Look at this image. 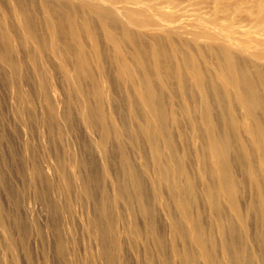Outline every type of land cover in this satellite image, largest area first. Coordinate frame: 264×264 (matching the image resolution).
I'll return each mask as SVG.
<instances>
[{
    "label": "bare ground",
    "instance_id": "obj_1",
    "mask_svg": "<svg viewBox=\"0 0 264 264\" xmlns=\"http://www.w3.org/2000/svg\"><path fill=\"white\" fill-rule=\"evenodd\" d=\"M2 1L3 0H0L1 5L4 4ZM7 1L6 2L10 4V9L12 11L13 16H15V18L18 22V23L16 22L17 23L16 25H19V27H21L24 31V33H23L24 43H30V44L36 43L38 46L41 43L40 42L41 41L40 40V34H42V37L44 35H46L47 38L49 39L48 43H49V46L52 50L50 52L54 56V58H53L54 62L57 63V64H55L56 65L55 67H57L56 73H60V75H62L66 78V79H64V80H66V84H64V85H67V87L72 89V92L74 93V95L77 98L80 99L81 96L86 97L84 102H86V104L88 103L87 106L89 104H92L91 100H93V98H96V99H98V101H96V102H98L100 105V108H99L98 104L97 105L95 104L96 106H98L97 108H99V110L101 108H103L101 106V104H102L101 101L103 102L102 97H104V96H101V94H102L101 92L104 89L109 90L111 88V87L108 88L107 84H109L108 82H110L112 79L110 81H108L109 77L106 78L107 77L106 71L108 69L110 70L112 68V70H110L114 73V75H112V77L115 76V81L120 83L119 86L121 85L120 87L122 88V92L124 90H127V88L130 91H132V93L130 92V94L131 95L133 94V96H132L133 102L132 101L131 102L133 103V106L136 107V110H140L139 112L133 110L135 113V116H133V114H131V112H130V114L134 118L137 117L136 118L137 120L136 119L135 120L139 124V125H137L136 121L133 118L132 121H135L136 125L138 126V127L137 126L136 127L138 129L135 128V125L134 126L132 125L133 128L138 130V131L136 130V132L138 133V136H141L142 139L145 141V143L150 147H147L145 145V143H144V145L147 148H152L156 154H157L156 150H158V148H162L164 150V152H166V154L168 153L167 151H169V150L171 152L173 150H175V151L177 150L175 145L176 144L179 145V143H176V142H178V138H177V141H174V143H176V144H174L173 140H175L176 138L172 139L171 136L172 137H174V136L178 137L179 136L178 131L183 129V128H180L181 127L180 123L183 121H187V120H185V118H186L185 116H187V114H188V113H186L187 110L186 111L183 110L185 113L184 114L185 115L184 120H181V121L179 120L180 122L176 120L175 115H177V116L180 115V114H178V111H181V110L177 111L176 109L178 108L179 105H181V103H182L181 107L184 106L186 108L190 107V105L187 103L193 102L194 105L193 104L192 105L195 107H196L195 104L198 103V105H197L198 108H202L201 111H203V108H205L206 110L209 109L208 108L209 106L204 104V103H207L206 102L207 99L212 98L211 100L213 103L217 101L218 103L220 102L222 105H223L222 102L226 101L227 104L225 103L223 105V106H225V105L227 106V107L225 106L227 108L226 109L227 112L224 110L225 114L223 113L226 117L222 114L225 117V119H224V117H223V119H221V123H223L224 128L227 129V131H226L227 133L225 135L222 132L223 130L222 131L218 130V131H221L222 134L221 133L220 134L223 135V136H219L220 134H218L216 132L217 131L216 129H213L211 131V133H208V135L212 134V132L215 130L214 132L217 133L216 138H213L214 132H213V135H211L212 139L208 138V135H205L209 131V129L211 128L210 126H213L212 125L213 120L216 118L218 119L221 116V115H219V112L222 113L221 108L223 106H221V105H219V106H221V108L219 107L220 111L218 113H217L218 110H216V113L213 114L212 112H210V109H209L208 111L210 112V114L206 110H205L206 113L205 112L203 113L204 116H202V113H201V116L203 118H201V116L197 115L198 117L201 118L200 119L201 121H199V122H195V120L197 119V116L195 113H197V112L194 113L196 116L195 120L193 119L194 116L192 113H190V115L192 114V116L188 115L194 121L189 119V117H188L187 119H189V120L187 121V123L185 124V122H184V124L189 127V128L186 127V128H188L187 131L191 130L193 138L195 137V139L197 140L195 142H197V143L199 142L201 145V147H199L200 149H197V150H196V148H198V147L194 146L195 147L194 150H195L196 155H197L196 156L197 159L195 158L196 163H197V166H195V167H197V168L196 169L194 168L195 171L197 172V173L195 172L197 175L196 177H194L191 174H187L188 170H186L187 172H185V170H183V168H185L187 163H186V165L184 164L185 166L183 165L181 167L182 161H181L180 166H179L180 168L178 167V170L176 171L178 173V178H179L178 184L176 183L177 181L176 182H175V180L172 181L173 175L168 174L169 170L168 171H165V170L162 171L161 170V172H159L158 171L159 169H156V172L158 171V174H159L158 176L157 175L154 176L150 172V170H148L149 168H146V170H148L154 176V178L156 177L157 179H159L158 177L163 176L164 180H162V179L161 180H162V182H164L165 189H167V192L169 191V193L173 194V197H174V194L176 196L175 202L177 205H175V204L174 205H175V207H177V206L179 207L178 209H180V210H179L178 214L181 213V217H179L180 221L178 220L179 221L178 222L177 219L174 220L173 217L177 218L179 215L177 216L175 214L176 215V217H175V215L173 213L172 214L173 217L171 219H172V222L175 221L176 224L179 223V225H178L179 230L176 228V225L175 226L171 225L170 221H169V223H170L169 226L175 227V230L177 229L178 230L177 232L179 233V234H177L173 230L174 233L177 234L176 236L180 235L181 238L187 242V245H189L188 248H190V246H192V249H194L193 250L194 253L196 252L198 254L197 257L195 258L193 252L191 254L189 251V253L186 254L185 253L186 250H185V252H183L181 254V252H182L181 251L179 254L182 255V257H181V255H180V257L182 258L181 260H183L185 264H264V123L262 122L263 120L260 121L261 116L262 117L264 116V0H7ZM35 2H37V3L35 4ZM7 3H6V6H8ZM34 4L37 5L38 10H40L42 20H43V26L44 27L41 28L42 25L39 26V30H36L35 26L33 25L34 22L32 24V16L36 13L40 14V12L39 13L37 12L38 10H36V13H34V11H35L34 10V8H35ZM36 16H34V18H36V19L40 18V15H39V17H36ZM41 24H42V22H41ZM38 25H40V23ZM17 28H18V26H17ZM18 30H19V28H18ZM4 31L6 33H8L7 28ZM0 32H1V30H0ZM10 32H12V31H10ZM11 36H12L11 34L5 36L4 40L1 42L2 47H0V65L1 64L4 65L9 71H11V73L13 75L14 74L16 75L17 73H19V71L21 70L22 67H21V64H20V66H18L16 64L15 60L18 57L19 52L17 49H14V47H13L14 45L10 44ZM11 40H12L11 43H13V41H14L13 36H12ZM25 46H27V45H25ZM35 50L36 51L38 50L37 47L35 48ZM105 50L107 53H104ZM105 56L107 57V60H106ZM28 57H29V61H30L29 65H30L31 72H38L39 76L41 74H43V70H45V68L43 69L42 63L40 62L41 63V66H40L39 65L40 63L38 64V61H37L39 54L37 55V54H35V52H33ZM42 60H43V58H42ZM68 60H71V61L73 60V62L71 63V61H68ZM106 63H108L107 64L108 67L106 66ZM44 65L45 64H43V66ZM52 66L50 67V69L53 68ZM47 70H48V68H47ZM52 70H50L49 76H51V74L53 73V72L51 73ZM109 70H108V72H109ZM54 71H55V69H54ZM47 72H49V71H47ZM95 73L98 75V78H99V76H101V78H103L102 79L103 81L101 83L97 82L98 79L95 80L96 79V77L94 78V76L96 75ZM19 74H20V76L19 75L18 76L21 77V72ZM110 74H111V72H110ZM44 75L47 76V73L45 74V71H44ZM54 77H55V75H54ZM44 78H42V79H44ZM32 80H34V79H32ZM48 80L50 81V83L47 82L48 84L41 81L44 83L41 86L46 87L45 89L47 92L46 91L45 92H46V94L48 93L47 96L50 99L49 102H51V100H52L51 103H53V101H54V103L56 104V106L54 105L55 106L54 108H56L58 106L57 104L59 102L58 98H57L59 96H57V95H58L59 91L62 90L61 89L62 84L57 83V82L51 83L52 82L51 81L52 76H51V80H50V78ZM98 81H100V80H98ZM45 82H46V78H45ZM6 83L7 82H5V84ZM20 83L21 82H19V84ZM114 84H116V83H114ZM114 84H113V86H114ZM31 85H33V84H31ZM113 86H112V88H113ZM124 86L126 87L125 89L123 88ZM116 88H117V86H116ZM43 90H44V88L42 89V91ZM19 91H21V90H19ZM89 91H93V92H89ZM128 91H125V93L126 92L129 93ZM168 91H169V93L172 92V94H170L171 96L169 97L168 100H166L168 96L165 97V95H169V93H167ZM113 92H114V90H113ZM194 92H196L195 97L197 96V94L200 95V97L198 96L200 99L197 97L199 100L196 98L194 99ZM35 93H37V92H35ZM107 93L112 94L110 92H107ZM164 93H166V94L164 95ZM23 94H24V92H23ZM178 94H179V96H178ZM19 95H20V93H19ZM105 95L110 98V95H107L106 92H105ZM66 96H68V95L66 94ZM26 97H27V94H26ZM64 97H62V98H64ZM90 97H91V99H90ZM163 97L165 98L166 102H164L165 100L163 101V99H164ZM174 98L180 99V101H181V103H177L179 100L176 99L177 100L176 103L179 105L177 107H175L176 104L174 103L175 106H173L174 108H176L175 110H176L177 114L174 113L175 111L171 112L172 110L170 108L172 106L169 107V105H173V102H175ZM65 99H61V97H60V101L62 100V102ZM69 99H70V97H69ZM96 99H94L93 101H95ZM105 99H106V97H105ZM119 99H120V97H119ZM125 99H127V98H125ZM125 99H123V100H125ZM213 99H214V101H213ZM82 100H84V98ZM109 100L110 99H108V102H105V103H109V102L112 103V101H109ZM111 100H112V98H111ZM129 100H127V101L125 100L126 102L124 101V103L127 104V106H128L127 102ZM114 101H115V99H114ZM168 101H169V103H168ZM23 102H24V100H23ZM65 102H67V100ZM121 102H120V104H121ZM59 103H61V102H59ZM80 103H83V102H80ZM213 103H212V105H213ZM86 104H85V106H86ZM95 105L93 104V106H95ZM107 105L110 106V104H107ZM214 105L216 106L215 103H214ZM63 106H64V104H63ZM80 106H82V105H80ZM93 106H91L90 111L92 110ZM104 106H106V105H104ZM165 106L167 107V109L169 107L170 111L168 109V112H167ZM205 106H207V107H205ZM110 107H112V105ZM129 107L131 108V104ZM18 108H20V107H18ZM87 108H86L87 110H84V109L83 110L88 112L89 107H87ZM130 108H129V111H131ZM174 108H173V110H174ZM57 109H58V107H57ZM59 109H61V108H59ZM66 109H67V107H66ZM121 109H122V107H121ZM121 109H119V110H121ZM132 109H134V108L132 107ZM182 109H183V107H182ZM216 109H218V106ZM29 110H31V109H29ZM97 110L95 111L93 108V111L99 112V110L98 111ZM236 110L241 112V114L237 113L238 111L236 112V114L240 115L238 117V119L235 115ZM100 111H102V113H104L103 110H100ZM104 111H106V109ZM133 111H132V113H133ZM183 111H181V112H183ZM189 111H192V110L189 109ZM196 111H198V110H196ZM108 112H109V110H108ZM136 112H138V113H136ZM102 113H100V115L95 114V116L94 115H92V116L96 117V115H99V117L98 116L97 117L100 118L101 115H104V117L105 116L107 117L108 113L106 115H105V113L104 114H102ZM211 113L213 115L216 114L214 117H216L217 114L219 117H216V118L212 117V119H210ZM90 114H92V111L88 115H90ZM127 114H129V113H127ZM130 114H129V117H130ZM181 114H183V113H181ZM20 115H21V113H20ZM90 116H88V118H91ZM118 116H120V115H118ZM181 116L183 117V115H180V117ZM104 117H103V119H104ZM113 117L115 118V116H113ZM18 118H20V117H18ZM28 118H29V116H28ZM88 118L85 120H87L90 123V120ZM60 119L62 120V118H60ZM79 119H80V116H79ZM91 119H95V118H91ZM217 119H216V122H217ZM96 120H97V118H96ZM96 120L92 122L93 127H95L94 125L96 123ZM105 120L108 121L109 117H108V119L106 118ZM219 120L220 119H218V123H219ZM222 120H225V121L222 122ZM65 121H66V119L64 118L63 122H65ZM101 121H103V120H101ZM101 121L99 123H101ZM16 122H18V121H16ZM119 122H120V120H119ZM121 122H122V120H121ZM80 123H81V119H80ZM218 123H216L217 125L215 126V127L218 126L217 129L220 128L221 126H223V125H221L219 127ZM104 124L105 123H103L102 125H104ZM131 124H133V123L131 122ZM87 125H90V124H86V127H88ZM99 125L101 126V124H99ZM115 125H118V124H115ZM115 125H114V127H119V126H115ZM185 125H183V127ZM81 126H83V121H82ZM100 126H98V127H99V130L101 132ZM93 127L91 129H93ZM121 127H122V129L125 128V126L123 128V125ZM208 127H209V129H208ZM109 128H110V126H109ZM126 128L129 129V130L128 129L126 130V131H128L129 134H131L129 132L130 129H132V131H131L132 133H133V130L135 131V129H133L131 126H130V128L129 127H126ZM186 128H184V129H186ZM221 128L223 129V127H221ZM83 129H84V127H83ZM88 129L89 128L85 129V131ZM117 130L119 131V129H116V131ZM93 131L96 132V130H93ZM120 131H121V133L123 132V130H121V129H120ZM224 131H225V129H224ZM74 132L76 133L75 130H74ZM89 132H91V131H89ZM89 132H85V133L88 134ZM97 132L99 133V131H97ZM181 132L184 133L185 130H183ZM105 133H107L106 138H109L108 140H110V137H108V135H110L109 131L107 132L105 130ZM123 133L120 134V132H119V135H121L120 138L124 137ZM126 133H124V135ZM128 133L126 135V138L129 135ZM191 133L189 134V136L191 135ZM78 134L80 135V133H78ZM136 134H134V135H136ZM134 135H133V137H134ZM184 135L186 136L187 134L184 133ZM16 136H17V134H16ZM192 136H191V139H193ZM72 137H74V136H72ZM117 137H118V132H117ZM130 137H132V136L130 135ZM135 137H137V136H135ZM181 137H182V135H181ZM40 138H42V136ZM74 138H76V137H74ZM106 138L104 136L102 139H106ZM132 138H130L129 141ZM139 139H141V138H139ZM92 140H94V139H92ZM135 140H133L134 144L132 145L133 147L135 146L134 150L137 149L138 147H139V149H141L140 145H143V141L142 140H141L142 142L137 141V143L138 142L141 143L138 146V144L136 143ZM193 140H191V141H193ZM204 140H206V141H204ZM49 141H50V139H49ZM159 141L163 142V143L160 142L162 147H159V144H160ZM184 141H185V139H184ZM32 142H33V140H32ZM110 142H111V140H110ZM110 142H108V145ZM180 142H182L181 143V145H182L183 139ZM189 142L188 143L184 142V143L190 144L191 142L190 143ZM82 143H83V141H82ZM104 143L106 144V142H104ZM135 143L138 146L137 148H136ZM38 145H40V144H38ZM164 145H165L166 149H169V150L166 151L165 148L163 147ZM195 145L198 146V144H195ZM126 146H128V145H126ZM145 146H144V148H145ZM174 146H175V148H174ZM184 146H185V144H184ZM187 146L188 145H186V147ZM76 148H78V146ZM144 148H143V151H144ZM178 149H179V146H178ZM180 149H181V147H180ZM182 149H183V147H182ZM184 149L186 150V148H184ZM99 150H100V148H99ZM146 150L149 153L148 149H146ZM185 150L182 152H184L183 154H185V156H186ZM187 150H188V148H187ZM97 151H98V149H97ZM121 151H123V149ZM139 151H141V150H139ZM175 151H173L174 155L176 152H179V151L181 152V150L176 151V152ZM189 151H191V150H189ZM76 152H77V150H76ZM144 152H142V153L144 154ZM154 152L152 153L153 155H154ZM159 152L160 151L158 150V153ZM193 152H192V154L194 155ZM162 153L163 152L161 151V153H160L161 156H159L157 154L159 156V158L163 157L165 155V153H163V154ZM136 154H138V153H136ZM143 154H142L143 158H142V160H140L141 163L143 162V159L145 160L144 156H145L146 152H145L144 156H143ZM152 154H149V155H152ZM177 154H179V153H177ZM192 154H190V155H192ZM139 155H141V154H138L137 157H139ZM170 155H171V153H170ZM112 156H114V154ZM175 156H173V157H175ZM123 157L125 158V156H123ZM145 157H147V156H145ZM181 157L183 158V155ZM191 157H190V159H191ZM147 158L150 159V157H147ZM166 158L168 159V157L162 158L163 159L162 163H164V161L167 160ZM175 158L177 161V157H175ZM187 158L189 160L188 156L185 158V160ZM125 159H127V158H125ZM131 159H133V158L131 157ZM137 159H139V158H136V160ZM155 159L153 162H155L156 160L158 161V158L156 160ZM160 159H159V161H160ZM170 159H171V156H170ZM112 160H114V159H112ZM112 160H111V162H112ZM193 160H194V158H193ZM100 161H102V160L100 159ZM123 161H122V163H124ZM176 161H175V163H176ZM194 161H190L191 164ZM137 162L138 161H136V163ZM148 162H149L148 164L150 167L153 163L151 164L150 161H148ZM102 163H103V161H102ZM107 163H106V165H107ZM117 163H118V161H117ZM130 163L128 162V164L127 163H125V164L129 165ZM168 163H170V162H168ZM196 163L195 164L193 163V164L196 165ZM125 164H124V166H126ZM145 164H146V162L144 163V165L141 164L142 167L143 166L146 167ZM157 164H159V163H156V165ZM133 165H134V162L131 166H133ZM136 165H138V163ZM154 165H155V163H154ZM161 165H160V167L164 166L163 168L165 169L166 165L165 164H163V166H161ZM169 165H171V164H169ZM194 165H192V166L194 167ZM71 166L74 167L73 165H71ZM118 166H120V165L118 164ZM100 167H101V165H100ZM127 167H128L127 169H130L129 166H127ZM155 168H157V167L153 166V170H155ZM171 168L174 169L175 167L174 168L171 167ZM186 168H188V167H186ZM71 169H70V172H72ZM142 169L144 170V168H142ZM175 169H177V167ZM191 169H193V168H191ZM59 170L61 171V169H59ZM134 170H136V169H134ZM134 170H132V171H134ZM146 170H144V171H146ZM151 170H152V168H151ZM129 171H131V170H129ZM144 171H143V173H145V174L148 172V171L147 172H144ZM191 171H193V170H191ZM124 172H126V171H124ZM124 172L122 171V174H126ZM73 173H75V172H73ZM44 174H46V173H44ZM109 174H111V173L109 172ZM129 174H131V173L128 172L127 175H129ZM145 174H142V175L140 174L143 177V179L145 177L149 176V173H147L148 176H147V174L146 175ZM192 174H194V173L192 172ZM107 175H108V173H107ZM112 175H114V174H112ZM117 175H119V174H117ZM132 175H130V176H132ZM135 175H138V174L136 173ZM143 175H145V177ZM152 175H150V176H152ZM189 175H190V177L192 176L191 178L194 177L195 179L194 178L192 180L189 179L190 178V177H188ZM73 176H74V174H73ZM169 176L171 177L170 178L171 180L169 179ZM117 177H119V176H117ZM135 177L136 176H134V178ZM138 177L139 176H137V179L139 180L140 178H138ZM134 178H133V181H134ZM74 179H75V177H74ZM122 179H123V182L128 180V179L126 180V179L121 177V180H118V181H122ZM148 179H150V177H148ZM103 180L104 179H102V185H103V182L105 181V180L104 181ZM115 180H117V178ZM176 180H177V178H176ZM139 181H137V182H139ZM155 181L152 183L155 184ZM171 181L175 182V183H172ZM28 182H29V180H28ZM135 182H134V185L136 187ZM143 182L144 181L142 180V183ZM149 182L151 183V180ZM145 183H144V185H145ZM152 183H151V186L155 187V185H153ZM125 184H126V187H128L127 186L128 183H125ZM113 185H114V183H113ZM118 185H117V187H118ZM129 185H130V182H129ZM139 185L137 188H139ZM147 185H148V180H147ZM158 185L160 186V184H158ZM158 185H157V188L159 189ZM104 186H102V187H104ZM108 186L110 187V185H108ZM151 186L149 185L148 188H151ZM122 187L123 186H120L119 189L121 190ZM131 187H130V191L132 189ZM145 187L147 188V186H145ZM154 187H153V189H154ZM161 187H160V190H161ZM197 187H198V189H199V187H201V188L203 187V189H204V190L201 189L204 192V195L201 194V196H205L207 208H206V211L204 210V212H206V214L208 212L209 214H207V215H209V216L206 215L207 216L206 220L203 218L204 219L203 221L204 222L206 221V225H207L208 224L207 223L208 217H211L210 218L211 219L210 225L208 224V227H206L204 225L205 228H209V226L211 227V229H212L211 233H210L211 230L208 232V229H206L207 230V232H206L205 228L202 227V225H201L202 224L201 223L202 217L199 218L200 215H198L199 217L196 215V217L194 218L193 216H195V215L192 213L193 211L191 212L192 205H194L193 207L196 209L198 207L197 206L198 204L196 202L197 198H194L196 201H191L192 195H193V197L194 196L199 197V196L194 195V191L197 190L196 189ZM142 188H143V186L140 187L139 190ZM157 188L155 187L156 190H157ZM49 189H51V188H49ZM153 189H151V190H153ZM58 190H60V189H58ZM115 190L116 189L114 188V191ZM142 190H143V192H145V189H142ZM142 190H140V191H142ZM62 191L63 190H61V192ZM104 191H103V194H104ZM114 191L110 190L111 193H113ZM136 191H138V190H136ZM140 191H138L139 193L138 192H136V193L138 195L141 193L143 194V192L140 193ZM66 192H68V191H66ZM86 192H88V191H86ZM116 192L119 193L118 191H116ZM133 192H135V188H134ZM151 192H153V191H151ZM41 193H42V191H41ZM128 193H126V194H128ZM136 193H134V194H136ZM155 193H154V195H157V192H155ZM201 193H202V191H201ZM120 194L123 195L124 193L120 192ZM129 194L132 195L133 193L131 192ZM163 194H164V192H163ZM163 194H162V196H163ZM117 195H119V194H116V196ZM146 195H148V194H146ZM140 196H142V195H140ZM113 197H115V196H113ZM119 197H120V195H119ZM119 197L117 198L116 201L119 200ZM123 197H125V199H126V196L123 195ZM154 197L156 198V196H154ZM169 197H172V196H169ZM122 198H121V201H122ZM128 198H127V201H128ZM135 198H136V195H135ZM142 198H146V197L142 196ZM153 198H152V200H153ZM159 198H161L159 200H162V198H164V196L163 197L159 196ZM87 199H89L88 196H87ZM104 199H105V197H104ZM172 199H174V198H172ZM199 199L203 200L204 197L203 198L199 197L198 200ZM141 200H143V199H140V201ZM201 200H199V203L203 202ZM111 201L114 202L115 199H114V201L111 199ZM124 201L125 200H123V202ZM135 201L136 202H134V201L133 202L135 204H137V202H138V205H136L137 206L136 208L139 209V205H140L139 204V198H138V201L137 200H135ZM143 201H145V200H143ZM143 201H141V204ZM146 201H147V199H146ZM154 201L156 202V199L153 200V203H154ZM120 202L118 201V203H120ZM131 202L132 201H130V203ZM165 202H168V201H164V203ZM144 203L145 202H143V205H144ZM170 203H172V202H170ZM170 203L168 205H170ZM203 203H204L203 205H205V202H203ZM148 204H149V202H148ZM156 204H158V203H156ZM42 205H43V203H42ZM78 205H80V204H78ZM99 205H100V203H99ZM106 205H107V203H106ZM120 205H122V202ZM145 205H147V204H145ZM203 205H200V206H203ZM109 206L111 207L112 205H109ZM116 206H119V204L118 205L116 204L114 207H116ZM148 206H145V207L148 208ZM161 206H163V205L161 204ZM170 206H172V205H170ZM170 206H169V208H170ZM99 207L101 209V206H99ZM103 207H104V205L102 206V210H105V209H103ZM107 207H108V205H107ZM107 207L105 206V208H107ZM159 207H160V205H159ZM175 207H172V208H175ZM199 207H198V209H199ZM79 208L80 207H78L77 209H79ZM81 208H82V206H81ZM123 208H124V206H123ZM164 208H166V207H164ZM164 208H162V209H164ZM138 209H137V211H138ZM141 209H139V211H141ZM144 209L142 210V211H144L143 213L149 212L148 209H145L146 211ZM201 209H202V207H201ZM118 210H120V209H118ZM166 210H164L166 212V214L168 211L173 212L172 211L173 209L168 210V207L166 208ZM79 211H80V209H79ZM108 211H111V210H108ZM125 211H124V213L126 214L127 212H125ZM151 211H152V209H151ZM176 211H177V209H176ZM176 211L174 210L175 213H176ZM100 212L103 213L105 211H100ZM149 213H151V212H149ZM139 214L140 213H136L137 217ZM169 214H171V213L169 212ZM199 214H200V212H199ZM104 215L105 214H103V217H104ZM108 215H110V214H108ZM127 215H128V213H127ZM129 215H130V213H129ZM151 215H153V214L151 213ZM110 216H112V215H110ZM201 216H202V214H201ZM106 217H109V216H106ZM129 217L131 218V216H129ZM86 218H89V217H86ZM96 218L97 217L95 216V219ZM110 218H112V217H110ZM117 218H119V217H117ZM130 218H128V219L131 221ZM132 218H134V216ZM149 218H151V217H149ZM92 219H94V218L92 217ZM96 220H93V221H96ZM106 220L107 219L105 218V220H104L105 223L107 222ZM108 220H109V218H108ZM141 220H143V219L141 218ZM5 221H7V220H5ZM86 221H88V220H86ZM208 221H210V220H208ZM99 222H100V220H99ZM110 222H111V220H110ZM110 222H108V224ZM113 222H116V221H113ZM127 222H129V221H127ZM144 222H145V220H144ZM152 222L150 221V223H152ZM175 222H174V224H175ZM119 223H117V224H119ZM124 223H125V221H124ZM130 223H129V225L132 224V223L131 224ZM89 224H92V223H89ZM133 224H136V223L133 222ZM137 225H138V223H137ZM137 225H134V226H136V228H137ZM3 226H4V224H3ZM5 226H7V225H5ZM96 226L97 225H95L94 227L92 226V227L95 229ZM110 226H111V224H110ZM113 226H114V224H113ZM145 226H146V224H145ZM158 226H159V224H158ZM85 227H86V225H85ZM102 227H103V224H102ZM108 227L106 226V228H108ZM151 227L153 228L154 226L151 225ZM98 228H99V226H98ZM98 228H96V229H98ZM114 228H115V226H114ZM134 228H132V229L134 230ZM139 228L140 227H138V229ZM146 228L149 229L150 227H146ZM88 229H90V226ZM108 229L111 230V228H108ZM132 229L131 230L129 229V231H131L132 234H134ZM90 230L93 231V229H90ZM137 230H136V232H137ZM141 230L138 233H140L142 235L145 232H144V230H142L143 233H141ZM149 230H148V232H150ZM152 230L154 232V228ZM106 231H109V230H106ZM113 231H112V233H114ZM129 231H127V233ZM254 231H255V233H254ZM96 232H97V230H96ZM98 232L100 233L99 230H98ZM102 232H104V231H101L100 234L103 236L104 233H102ZM109 232L111 233V231H109ZM148 232H147V234H149V236H150V233H148ZM153 232L151 231V233H153ZM87 233H89V232H87ZM94 233H95V231L91 234L96 235V238H97V236H99V235L94 234ZM168 233H170V232H168ZM168 233H167V235H168ZM68 234H70V233H68ZM107 234L109 235V233H107ZM114 234L118 235L117 233H114ZM114 234H112V235H114ZM119 234L122 235L124 233L119 232ZM128 234L126 236H128ZM132 234L130 236H132ZM140 234H138V236ZM171 235H173L172 232H171ZM100 236H99V238H100ZM104 236H107V235L105 234ZM120 236L118 235L117 237H120ZM130 236L128 238L132 239L133 236L132 237H130ZM134 236H136V235L134 234ZM149 236L143 238V240H145L146 238L149 239ZM154 236L157 237V235H154ZM122 237H123V235H122ZM153 237H150V238L152 239ZM158 237L157 238L154 237V238L157 240ZM252 237H254L253 239H255V240H253V241H255V245L257 244V246H255V245H253V246H255V249L258 250L259 253L256 252L255 249H253V250L251 249V245L253 243V241L251 239ZM17 238H19V237H17ZM170 238L172 239L171 236H170ZM173 238H175V237H173ZM92 239L94 240V237ZM114 239H116V238H114ZM126 239H127V237H126ZM151 239H149V240H151ZM166 239H167V236H166ZM180 239L175 238L176 241L180 240ZM100 240L101 239H99L98 241H100ZM127 240H129V239H127ZM136 240H138V238ZM158 240H157V242L160 246V243ZM175 240H174V242H175ZM96 241H95V243H96ZM103 241L104 240H102V242ZM111 241L115 242V240L113 241V239ZM116 241H118V240H116ZM142 241H139V243L141 242V244H142ZM185 241L183 244L186 243ZM145 242L143 241V243H145ZM171 242H172V240H171ZM174 242H173V245H174ZM180 242L182 243L183 241H180ZM97 243H100V242H97ZM119 243L117 245H119ZM121 243H123V242H121ZM175 243L179 245V243H177V242H175ZM97 245H99V244H97ZM97 245H95V246H97ZM102 245H104V244H102ZM102 245L100 243V246H102ZM146 245H147V242H146ZM146 245H145V247H146ZM155 245L157 248L158 247L157 243ZM19 246H21V244ZM113 246H112V248L115 249V247H113ZM120 246H118V247H120ZM147 246H149V245H147ZM171 246L172 245L170 244V246L167 248L171 249ZM256 247L259 249H257ZM148 248L151 251L150 247H148ZM172 248H174L173 250H175L178 247L176 246V248H175L174 246H172ZM2 249H3V247H2ZM96 249H98V248H96ZM108 249H109V247H108ZM119 249L120 248H118V249L116 248V250H119ZM157 249L159 250V247ZM183 249L184 248H182V250ZM192 249H191V251H192ZM103 250H104V247H103ZM133 250H134V248H133ZM154 250H155V248L153 249V252H154ZM161 250H162V248H161ZM108 251H111V250L109 249ZM112 251H113L112 254L115 253L114 250H112ZM0 252H1V250H0ZM103 252H101V253H103ZM119 252H120V250H119ZM119 252H118V254H121V257H122V252L121 253H119ZM161 252H163V251H161ZM174 252L175 251H173L171 253H174ZM108 253H110V252H108ZM157 254H158V251H157ZM104 255H103V257H104ZM160 255H156V256H160ZM173 255H175V254H173ZM3 256H4V254H3ZM93 256L95 257V255H93ZM105 256H107V254ZM112 256L113 255H111V257ZM138 256H139V254H138ZM109 257H110V255H109ZM114 257H116V255ZM171 257H172V255H171ZM176 257L177 256L175 255V258ZM162 258H164V257H162ZM117 259H115V260H117ZM143 259H145V258H143ZM158 259H160V258L158 257ZM105 260L107 263V261H108L107 257L105 258ZM119 261H121V259ZM115 262L112 264H117V261H115ZM176 262H177V260H176ZM169 263H170V261H169ZM179 263H180V261L177 262V264H179ZM108 264H109V261H108ZM159 264H164V263H159Z\"/></svg>",
    "mask_w": 264,
    "mask_h": 264
},
{
    "label": "rangeland",
    "instance_id": "obj_2",
    "mask_svg": "<svg viewBox=\"0 0 264 264\" xmlns=\"http://www.w3.org/2000/svg\"><path fill=\"white\" fill-rule=\"evenodd\" d=\"M7 0H3L2 2L4 3L3 5H1L0 4V30H1V32H0V47H2L1 46V42L4 40V38H5V36H7V35H12L13 36V39H14V41H13V43H11V39H12V36H11V38H10V44L11 45H14L13 47H14V49H17L18 50V52H19V55H18V57L16 58V64L18 65V66H20V64H21V70L19 71V73L21 72V77H19L20 76V74L19 73H17L16 75L14 74H12L11 73V71H9L4 65H0V250H1V252H0V264H108V261H109V264H112V263H114L115 261H117V264L119 263V264H159V263H164V264H177V262L178 261H180V263L181 264H185L184 263V261L183 260H181L182 258V253L183 252H185V250H186V254L187 253H189V251H190V253L192 254V252L194 253V249H192V246H190V248H188L189 247V245H187V242L184 240V239H182L181 238V236L180 235H178V236H176L177 234H179L177 231L179 230L178 228V225H179V223H177L176 224V222L174 221V220H176L177 219V221L179 220L180 221V218L179 217H181V213L180 214H178L179 213V210L180 209H178L179 207L177 206V207H175V205H177L176 204V202H175V199H176V196H175V194H174V197H173V194H171V193H169V191L167 192V189H165V186H164V182H162V180H164L163 178V176H160V177H158L159 179H157L156 177L154 178V176H158L159 174H158V171L159 172H161V170L163 171V170H165V171H168L169 173L168 174H171V175H173V178H172V181H174L175 180V182L178 184V173L176 172L177 170H178V167L180 166V163H181V161H182V165H181V167L185 164L186 165V163H187V165L185 166V168H183V170H185V172H187L186 170H188V172H187V174H191V175H193L194 177H196L197 175H196V171H195V169L197 168V167H195V166H197V163H196V159H197V155H196V152H195V147H198V148H196V150L197 149H200L199 147H201V145H200V143L198 142H195V141H197L196 139H195V137L193 138V136H192V133H191V130H189V131H187L188 130V126H186L185 124L187 123V121L189 120V119H191V117L190 116H192V114H193V116H194V120L196 119V116L197 115H199V116H201V113H202V116H204V112L206 113V111H208L209 109H210V112H212L213 114L214 113H216V110H218L217 111V113L220 111V108H221V106H223L225 103H226V101L225 102H222L223 103V105L219 102H214L215 104H216V106L214 105V103L212 102V98L211 99H207V103H204V104H206L207 106H209L207 109L208 110H206L205 108H203V111H201L202 110V108H198V103L197 104H195L196 105V107L195 106H193L194 104H193V102H191V103H187V104H189L190 105V107L189 108H186V107H184V106H182L183 107V109H182V107H181V105H182V103H181V101H180V99H177V98H174L175 99V102H173V105H169V107L170 106H172L170 109L172 110L171 112H174V113H176L177 114V112H176V110L178 111V110H181V111H186L187 110V112L186 113H188L187 114V116H185L184 114V111L183 112H181V111H178V114H180V115H183V117L181 116L180 117V115H175V118H176V120L177 121H181V120H184V118H185V120H187V121H183V122H181L183 125H185L184 127H183V125L180 123V128H183L182 130H180V131H178V134H179V136L178 137H176V136H174V137H172L171 136V138L172 139H175V140H173V143H174V141H177V138H178V142H176V143H179V145L178 144H176V143H174V144H176L175 146H176V151H179V150H181V152L182 151H184L185 149L184 148H186V156H185V154H183L184 152H176L175 150H173V151H175L176 153H175V155H174V153H173V151L171 152L169 149H166V147H165V145L163 146L164 148H165V150L167 151V150H169V151H167L168 153L166 154V152H164V150L162 149V148H158V150L160 151L159 153H158V150H156V152H157V154L159 155V156H161V151L163 152V153H165V155L163 156V157H160L159 158V156L153 151V149L152 148H147V147H150V146H148L146 143H145V141L142 139V137L141 136H138V133L136 132V130L138 129L137 127V125H139L138 123H137V117L136 118H134L133 116H135V113H134V111L133 110H135V111H140V110H136V107L135 106H133V100H132V96H133V94L131 95L130 94V92L132 93V91H130L128 88H127V90H124L126 87L124 86L123 88V92H122V88L119 86V84L120 83H118V82H116L115 81V76H113L112 77V75H114V73L112 72V71H110V70H112V68L109 70L107 67V64L108 63H106V68L109 70V72H108V70L106 71V78H108V81H110L111 79V81L110 82H108L109 84H107V86H108V88H110L108 91L107 90H103L101 93V96H104V97H102L103 98V102L101 101V106L103 107V108H101L100 110H103V112L105 113V115L108 113H110L109 115L107 114V117L105 116L104 117V115H101L100 116V118H98L99 117V115H100V113H102V111H100L99 110V108H100V105H99V103L98 102H96V101H98V99H96V98H93V100L94 99H96L95 101H93V100H91L92 101V104H89L88 106H87V104H86V102H84L85 101V99H86V97H80V99L79 98H77L75 95H74V93L72 92V89H70L69 87H67V85H64V84H66V80H64V79H66L64 76H62V75H60V73H56L57 72V67H55L56 65L55 64H57L56 62H54V56L52 55V53L50 52V51H52L51 50V48H50V46H49V39L47 38V36L46 35H44L43 37H42V34H40V44L37 46V44L36 43H34V44H30V43H24V41H23V33H24V31H23V29L21 28V27H19V25H16L18 22H17V20H16V18H15V16H13V14H12V11H11V9H10V4L9 3H7L6 2ZM6 3H7V5L8 6H6ZM37 2H35V4H36ZM34 4V5H35ZM35 8H34V13H36V10H38V7H37V5H35L34 6ZM9 8V9H8ZM38 13L40 12V10H38L37 11ZM6 15V16H5ZM37 15V16H36ZM39 15H40V18H34V16H36V17H39ZM4 20V21H3ZM37 20V21H36ZM17 22V23H16ZM33 22H34V24H33ZM40 23V25H38L39 23ZM41 22H42V24H41ZM6 23V24H5ZM32 24L35 26V28H36V30H39V26H41V28L42 27H44L43 26V20H42V16H41V12H40V14H34L33 16H32ZM2 25V26H1ZM38 25V26H37ZM17 26H18V28H19V30H18V28H17ZM7 28L8 29V33H6L4 30ZM10 31H12V32H10ZM5 33V34H4ZM10 33V34H9ZM13 33V34H12ZM16 34V35H15ZM2 35V36H1ZM5 35V36H4ZM43 39V40H42ZM25 45H27V46H25ZM36 45V46H35ZM27 47V48H26ZM37 47V51L35 50V48ZM25 48V49H24ZM49 48V49H48ZM27 50V51H26ZM33 50V51H32ZM33 52H35V54H39V57H38V64L41 62L42 63V67H43V69L45 68V70H43V74H41L40 76H39V74H38V72H31V70H30V61H29V57L28 56H30L31 54ZM37 52V53H36ZM104 53H107L106 52V50L104 51ZM46 54V55H45ZM26 57V58H25ZM41 57V58H40ZM106 57V56H105ZM24 58V59H23ZM42 58H43V60H42ZM40 60V61H39ZM106 60H107V57H106ZM68 61H71V60H68ZM73 62V60L71 61V63ZM41 63L39 64L40 66H41ZM43 64H45L44 66H43ZM47 65V66H46ZM53 65V66H52ZM4 66V67H3ZM53 67V68H51L50 69V67ZM47 68H48V70H47ZM53 69V70H52ZM54 69H55V71H54ZM50 70H52L51 71V76H52V80H51V76H49L50 75ZM44 71H45V74L47 73V76L46 75H44ZM47 71H49V72H47ZM110 72H111V74H110ZM35 73V74H34ZM49 73V74H48ZM96 74V73H95ZM19 75V76H18ZM36 75V76H35ZM43 75V76H42ZM54 75H55V77H54ZM59 75V76H58ZM97 75V74H96ZM94 76V78L96 77V79L95 80H100V81H98L97 80V82H99V83H101L103 80V78H101V76H99V78H98V75L97 76ZM49 76V77H48ZM19 77V78H18ZM32 77V78H31ZM46 78V82H45V78ZM22 80H21V79ZM42 78H44V79H42ZM50 78V80L52 81L51 83H55V82H57V83H60V84H62V90H60L59 91V93H58V95L57 96H59V97H57L58 98V101L59 102H61V103H59L58 102V109H57V107L56 108H54L55 106H56V104L54 103V101H53V103H51L52 102V100H51V102H49L50 101V99H49V97L47 96L48 95V93L46 94V87H43V86H41V85H43L44 83H50V81L48 80ZM58 78V79H57ZM62 78V79H61ZM32 79H34V80H32ZM32 80V81H31ZM62 80V81H61ZM21 82L20 84H19V82ZM41 81H43V82H41ZM114 81V82H113ZM5 82H7L6 84H5ZM47 83V84H48ZM114 83H116V84H114ZM31 84H33V85H31ZM37 84V85H36ZM113 84H114V86H113ZM34 86V87H33ZM112 86H113V88H112ZM116 86H117V88H116ZM120 88H119V87ZM123 86V85H122ZM23 88V89H22ZM31 88V89H30ZM34 88V89H33ZM37 88V89H36ZM44 88V90L42 91V89ZM66 88V89H65ZM70 90H69V89ZM19 90H21V91H19ZM113 90H114V92H113ZM129 90V91H128ZM46 91V92H45ZM71 93H70V92ZM121 91V92H120ZM125 91H128L129 93H125ZM17 92V93H16ZM23 92H24V94H23ZM35 92H37V93H35ZM45 94H44V93ZM89 92H93V91H89ZM105 92H106V94L107 95H110V98L109 97H107L106 95H105ZM107 92H110V93H112V94H109V93H107ZM120 92V93H119ZM19 93H20V95H19ZM167 93H169V91L167 92ZM196 92H194V99L196 98V99H198L199 97H200V95H198L197 94V96L195 97V94ZM26 94H27V97H26ZM66 94L68 95V96H66ZM72 94V95H71ZM89 94V93H88ZM131 96H130V95ZM166 93H164V95H165ZM170 94H172V92H170L169 93V95H165V97L166 96H168L167 97V99L166 100H168L169 99V97L171 96ZM177 94V93H176ZM175 94V95H176ZM35 95V96H34ZM62 95V96H61ZM70 95V96H69ZM91 95V94H90ZM89 95V96H90ZM163 95V96H164ZM19 96V97H18ZM30 96V97H29ZM65 96V97H64ZM113 96V97H112ZM178 96H179V94H178ZM199 96V97H198ZM48 99H47V98ZM60 97H61V99H65V100H63V102H62V100L60 101ZM62 97H64V98H62ZM69 97H70V99H69ZM105 97H106V99H105ZM115 97V98H114ZM119 97H120V99H119ZM127 98V99H125V98ZM198 97V98H197ZM14 98V99H13ZM20 98V99H19ZM23 98V99H22ZM35 98V99H34ZM84 98V100H82ZM111 98H112V100H111ZM118 98V99H117ZM164 98V97H163ZM179 98V97H178ZM69 99V100H68ZM90 99H91V97H90ZM108 99H110L109 101H112V103L111 102H109V103H105V102H108ZM114 99H115V101H114ZM117 99V100H116ZM122 99V100H121ZM123 99H125L126 101L127 100H129L127 103H128V106H127V104H125L124 103V101L125 100H123ZM179 100L178 102H177V100ZM200 99V98H199ZM198 99V100H199ZM23 100H24V102L26 103H24L23 102ZM67 100V102L69 103H67V102H65ZM79 100V101H78ZM165 100V98L163 99V101ZM166 100L164 101V102H166ZM13 101V102H12ZM90 101V102H91ZM118 103H117V102ZM122 101V102H121ZM125 101V102H126ZM132 101V102H131ZM174 101V100H173ZM213 101H214V99H213ZM48 102V103H47ZM80 102H83V103H80ZM120 102H121V104H120ZM181 103V105H179V104H177V103ZM197 102V101H196ZM19 103V104H18ZM50 103V104H49ZM64 104V106H63V104ZM86 104V106L87 107H89V110H88V112L87 111H84V110H87L88 108L85 106V104ZM168 103H169V101H168ZM176 104V106H175V104ZM212 103H213V105H212ZM218 103V104H217ZM24 104V105H23ZM60 104V105H59ZM84 104V105H83ZM93 104L95 105H97L98 104V106H99V108H97L98 106H93ZM107 104H110V106L112 105V107H110V106H108ZM117 104V105H116ZM130 104H131V108L129 107L130 106ZM193 104V105H192ZM227 104V103H226ZM23 105V106H22ZM29 105V106H28ZM48 105V106H47ZM55 105V106H54ZM80 105H82V106H80ZM93 106L92 107V114H90V115H88L89 113H91V111H90V108H91V106ZM104 105H106V106H104ZM167 105V104H166ZM181 107H179V106ZM219 105H221V106H219ZM17 106V107H16ZM25 106V107H24ZM61 106V107H60ZM84 106V107H83ZM125 106V107H124ZM168 106V105H167ZM173 106H175V107H177L178 106V108L176 109V108H174ZM207 106H205V107H207ZM217 106H218V109H216L217 108ZM226 106V105H225ZM225 106H223L221 109H222V113L221 112H219V115H221L220 117L218 116V114H217V116L216 117H219L218 119H220L219 120V123H218V119L216 118V117H214L215 115H213L212 113H211V118L210 119H212V117H214V118H216L217 119V122H216V119H214L213 120V126H210L211 128V130L209 129V127H208V129H209V131L205 134V135H208V133H211V131L213 130V129H216L217 131V133L218 134H220L221 133V131L224 133V135L227 133L226 131H227V129L226 128H224V125H223V123H221V119H223V117L225 116L224 114V110L226 111V107ZM18 107H20V108H18ZM32 107V108H31ZM35 107V108H34ZM65 107V108H64ZM66 107H67V109H66ZM83 107V108H82ZM121 107H122V109H121ZM127 107V108H126ZM132 107L134 108V109H132ZM166 107V106H165ZM169 107H168V109H169ZM195 109H194V108ZM215 110H213L212 108ZM220 107V108H219ZM8 110H7V109ZM24 108V109H23ZM59 108H61V109H59ZM87 108V109H86ZM93 108H94V110L96 111L97 109L99 110V112H95V111H93ZM96 108V109H95ZM121 109V110H119V109ZM129 108L131 109V111H129ZM173 108H174V110H173ZM180 108V109H179ZM193 108V109H192ZM18 109V110H17ZM28 109V110H27ZM29 109H31V110H29ZM50 109V110H49ZM84 109V110H83ZM106 109V111H104ZM112 109V110H111ZM168 109H167V107H166V110H167V112H168ZM170 109H169V111H170ZM176 109V110H175ZM189 109H191L192 111H189ZM212 109V110H211ZM238 109V108H237ZM83 112H81V111ZM97 110V111H98ZM108 110H109V112H108ZM111 110V111H110ZM117 110V111H116ZM123 110V111H122ZM196 110H198V111H196ZM206 110V111H205ZM8 111V112H7ZM22 111V112H21ZM47 111V112H46ZM57 111V112H56ZM71 111V112H70ZM132 111H133V113H132ZM194 111V112H193ZM200 111V112H199ZM238 110H236L235 111V115H236V117H237V119H238V117L240 116V115H238V114H236V112H237ZM30 112V113H29ZM87 112V113H86ZM123 112V113H122ZM126 112V113H125ZM130 112H131V114H133V116L130 114ZM138 112H136V113H138ZM183 113V114H181V113ZM195 112H197V113H195ZM209 112V111H208ZM210 112H209V114H210ZM227 112V111H226ZM6 113V114H5ZM13 115H12V114ZM20 113H21V115H20ZM104 113H102V114H104ZM127 113H129L130 114V117H129V114H127ZM190 113H192L191 115H190ZM196 114V116H195V114ZM200 113V114H199ZM221 113V114H220ZM224 113V114H223ZM237 113H240L241 114V112L240 111H238ZM10 114V115H9ZM29 114V115H28ZM31 114V115H30ZM95 114H99V115H96V117H94L95 116ZM113 114V115H112ZM224 116H223V115ZM83 117H82V116ZM85 115V116H84ZM90 116L91 118H95V119H91V118H88V116ZM92 115H94V116H92ZM117 115V116H116ZM118 115H120V116H118ZM188 115H190V116H188ZM11 116V117H10ZM28 116H29V118H28ZM60 116V117H59ZM62 116V117H61ZM79 116H80V119H81V123H80V119H79ZM98 116V117H97ZM104 117V119H103V117ZM113 116H115V118L113 117ZM177 116V117H176ZM185 116V117H184ZM201 116V118H203ZM18 117H20V118H18ZM68 117V118H67ZM108 117H109V120L108 121H106L105 119L107 118L108 119ZM123 117V118H122ZM179 117V118H178ZM189 117V119H187ZM226 117V116H225ZM225 117H224V119H225ZM18 118V119H17ZM60 118H62V120L60 119ZM64 118L66 119V121L68 122H63L64 121ZM83 118V119H82ZM89 119L90 120V123L87 121V120H85V119ZM96 118H97V120H96ZM112 118V119H111ZM121 118V119H120ZM134 118V120L136 121V123H137V125H136V123H135V121H132V119ZM200 117H198L197 116V119L195 120V122H199V121H201L200 119H201ZM15 119V120H14ZM101 120H103V121H101V123H99ZM115 119V120H114ZM130 119V120H129ZM193 119H191V120H193ZM96 120V123H95V127H93V125H92V122L93 121H95ZM114 120V121H113ZM119 120H120V122H119ZM121 120H122V122H121ZM126 120V121H125ZM193 120V121H194ZM203 120V119H202ZM261 120H263L262 122L264 123V116L262 117L261 116V118H260V121ZM16 121H18V122H16ZM82 121H83V126H81V124H82ZM179 121V122H180ZM223 121H225V120H222V122ZM14 124H13V123ZM38 122V123H37ZM42 122V123H41ZM98 122V123H97ZM111 122V123H110ZM119 122V123H118ZM128 122V123H127ZM131 122L133 123V124H131ZM184 122H185V124H184ZM21 123V124H20ZM63 123V124H62ZM103 123H105L104 125H102ZM108 123V124H107ZM118 124V125H115V124ZM121 123V124H120ZM216 123H218V125H219V127L221 126V125H223V126H221V127H223V129L220 127V128H218L217 129V127H215L217 124ZM221 123V124H220ZM62 124V125H61ZM86 124H90V125H87L88 127H86ZM94 124V123H93ZM98 124V125H97ZM99 124H101V126L99 125ZM110 124V125H109ZM215 124V125H214ZM78 125V126H77ZM92 125V126H91ZM109 128V126H110V128L108 129L106 126ZM114 125L115 126H119V127H114ZM123 125V128H124V126H125V128L124 129H122V126ZM127 125V126H126ZM135 125V128H137V129H135V128H133V126ZM20 129H18L17 127ZM98 126H100V129H101V132H100V130H99V127ZM105 126V127H104ZM130 126L133 128V129H135V131L133 130V133L131 132L132 131V129H130V133L131 134H129L128 133V131H126L128 128H126V127H129L130 128ZM137 126V127H136ZM10 127V128H9ZM16 127V128H15ZM21 127V128H20ZM45 127V128H44ZM56 127V128H55ZM83 127H84V129H83ZM93 127V129H91ZM113 127V128H112ZM186 127H188V128H186ZM215 127V128H214ZM12 128V129H11ZM42 128V129H41ZM69 128V129H68ZM87 128H89L88 130L89 131H91V132H89L88 130H86L85 131V129H87ZM95 128V129H94ZM98 128V129H97ZM104 128V129H103ZM112 128V129H111ZM184 128H186V129H184ZM64 129V130H63ZM66 129V130H65ZM72 129V130H71ZM91 129V130H90ZM116 129H119V131L117 130L116 131ZM120 129L121 130H123V132L124 133H128L129 135V137H130V135L133 137V135L134 134H136V135H134V137L135 136H137V137H130V138H132L130 141H129V137L127 136V138H126V135H127V133L124 135V133H123V136L126 138H124V137H122V138H120L121 137V135H119V132H120V134H122L121 133V131H120ZM224 129H225V131H224ZM12 130V131H11ZM19 130V131H18ZM50 130V131H49ZM74 130L76 131V133L74 132ZM93 130H96V132L95 131H93ZM103 130V131H102ZM105 130L108 132L109 131V134L110 135H108V137H110V140H111V142H110V140H108L109 138H106V136H107V133H105ZM129 130V129H128ZM183 130H185V134H187L186 136L184 135V133H182L181 131H183ZM218 130H221V131H218ZM15 131V132H14ZM17 131V132H16ZM65 131V132H64ZM67 131V132H66ZM97 131H99V133L97 132ZM126 131V132H125ZM138 131V130H137ZM215 131V130H214ZM213 131V132H214ZM69 132V133H68ZM85 132H89L88 134H86ZM103 132V133H102ZM116 132V133H115ZM117 132H118V137H117ZM136 132V133H135ZM213 132H212V134H209L208 135V138H210V139H212V136L211 135H213ZM17 134V136H16V134ZM20 133V134H19ZM68 133V134H67ZM78 133H80V135L78 134ZM85 133V134H84ZM94 133V134H93ZM97 133V134H96ZM102 135H101V134ZM105 133V134H104ZM191 133V135L189 136V134ZM217 133H215L214 132V136H213V138H216V134ZM222 134V133H221ZM219 135V136H223V135ZM45 135V136H44ZM91 137H90V136ZM100 135V136H99ZM181 135H182V137H181ZM13 136V137H12ZM21 136V137H20ZM42 136V138H40ZM48 136V137H47ZM60 136V137H59ZM72 136H74V137H76V138H74V137H72ZM105 136V138L106 139H102L103 137ZM185 136V137H184ZM191 136H192V138L194 139H191ZM218 136V135H217ZM24 137V138H23ZM58 137V138H57ZM63 137V138H62ZM78 137V138H77ZM20 138V139H19ZM45 138V139H44ZM61 138V139H60ZM67 138V139H66ZM69 138V139H68ZM129 138V139H128ZM139 138H141V139H139ZM181 138V139H180ZM187 138V139H186ZM12 139V140H11ZM49 139H50V141H49ZM79 139V140H78ZM92 139H94V140H92ZM118 139V140H117ZM136 139V140H135ZM180 139V140H179ZM183 139V144L181 145V143L182 142H180L181 140ZM184 139H185V141H184ZM32 140H33V142H32ZM104 140V141H103ZM107 140V141H106ZM116 140V141H115ZM133 140H135L136 141V143H137V141H140V142H142L143 141V145H140V148L141 149H139V144H141L140 142H138L137 144H138V146H137V144H136V148L138 149H135L134 150V148H135V146L133 147L132 145L134 144L133 143ZM142 140V141H141ZM187 140V141H186ZM191 140H193V141H191ZM42 141V142H41ZM48 141V142H47ZM58 141V142H57ZM63 141V142H62ZM75 141V142H74ZM82 141H83V143H82ZM134 141V142H135ZM191 143H190V142ZM204 141H206V140H204ZM90 142V143H89ZM104 142H106V144L104 143ZM108 142H110L109 143V145H108ZM163 143L162 141H159V143ZM184 142H189L190 144H187V143H184ZM34 143V144H33ZM43 143V144H42ZM52 143V144H51ZM59 143V144H58ZM74 143V144H73ZM83 145H82V144ZM103 143V144H102ZM123 143V144H122ZM131 143V144H130ZM144 143H145V145L147 146H145L144 145ZM161 143L159 144V147H162L161 146ZM38 144H40V145H38ZM48 144V145H47ZM81 144V145H80ZM87 144V145H86ZM100 144V145H99ZM165 144V143H164ZM184 144H185V146H184ZM195 144H198V146L197 145H195ZM46 145V146H45ZM64 145V146H63ZM126 145H128V146H126ZM163 145V144H162ZM186 145H188L187 147H186ZM61 146V147H60ZM75 146V147H74ZM78 146V148H76ZM111 146V147H110ZM144 146H145V148H144ZM175 146H174V148H175ZM178 146H179V149H178ZM195 146V147H194ZM81 147V148H80ZM87 147V148H86ZM96 147V148H95ZM180 147H181V149H180ZM182 147H183V149H182ZM193 149H192V148ZM99 148H100V150H99ZM143 148H144V151L146 152V154H145V152L143 151ZM173 148V149H174ZM187 148H188V150H187ZM31 149V150H30ZM86 149V150H85ZM97 149H98V151H97ZM104 149V150H103ZM123 149V151H121ZM146 149H148V151H149V153L147 152V150ZM42 150V151H41ZM58 150V151H57ZM76 150H77V152H76ZM88 150V151H87ZM108 150V151H107ZM139 150H141V151H139ZM189 150H191V151H189ZM31 151V152H30ZM154 152V155L152 154L153 152ZM194 151V152H193ZM200 151V150H199ZM198 151V152H199ZM28 152V153H27ZM101 152V153H100ZM105 152V153H104ZM124 152V153H123ZM142 152H144V154H145V156H147V157H150V159H148L147 157H145L144 156V154L142 153ZM192 152L194 153V155L192 154ZM197 152V153H198ZM14 153V154H13ZM17 153V154H16ZM136 153H138V154H141V155H139V157H137V155L138 154H136ZM162 153V154H163ZM170 153H171V155H170ZM177 153H179V154H177ZM188 153V154H187ZM105 154V155H104ZM108 154V155H107ZM110 154V155H109ZM114 154V156H112ZM142 154H143V156H144V158H145V160L143 159V162L145 161L146 162V167L145 166H143L142 167V165L141 164H143L144 165V163L142 162L141 163V161L140 160H142ZM148 154V155H147ZM149 154H152V155H149ZM173 154V155H172ZM190 154H192V155H190ZM43 155V156H42ZM59 155V156H58ZM83 155V156H82ZM125 156V158H127V159H125L123 156ZM128 155V156H127ZM157 155V156H156ZM169 155V156H168ZM183 155V158L181 157ZM100 158H99V157ZM170 156H171V159H170ZM173 156H175V157H177V161H176V158L175 157H173ZM181 158H180V157ZM189 157V160H188V158L185 160V158L186 157ZM192 156V157H191ZM195 156V157H194ZM83 157V158H82ZM107 157V158H106ZM131 157L133 158V159H131ZM153 157V158H152ZM165 157H168V159L167 160H165L164 161V163H162L163 162V159L162 158H165ZM190 157H191V159H190ZM13 158V159H12ZM32 158V159H31ZM48 158V159H47ZM60 158V159H59ZM91 158V159H90ZM123 158V159H122ZM136 158H139V159H137L136 160ZM141 158V159H140ZM147 158V159H146ZM158 158V161H159V159H160V161L158 162L156 159ZM173 158V159H172ZM179 158V159H178ZM193 158H194V160H193ZM196 158V159H195ZM18 161H17V160ZM40 159V160H39ZM53 159V160H52ZM76 159V160H75ZM85 159V160H84ZM100 159L103 161V163H102V161H100ZM112 159H114V160H112ZM152 159V160H151ZM154 159L157 161H155V162H153L154 161ZM183 159V160H182ZM80 160V161H79ZM106 160V161H105ZM111 160H112V162H111ZM124 160V161H123ZM127 160V161H126ZM129 160V161H128ZM147 160V161H146ZM179 160V161H178ZM58 161V162H57ZM100 161V162H99ZM117 161H118V163H117ZM122 161L124 162V163H122ZM136 161H138L137 163H138V165H136L137 163H136ZM148 161H150V163L152 164H150L151 166L149 167V162ZM152 161V162H151ZM167 161V162H166ZM175 161H176V163H175ZM190 161H194V162H192V164H191V162ZM24 162V163H23ZM34 162V163H33ZM78 162V163H77ZM109 164H108V163ZM120 162V163H119ZM128 162L130 163L129 165H126L125 163H127L128 164ZM133 162H134V165L133 166H131L132 164H133ZM141 164H140V163ZM166 162V163H165ZM168 162H170V163H168ZM185 162V163H184ZM46 163V164H45ZM51 163V164H50ZM66 163V164H65ZM81 163V164H80ZM85 163V164H84ZM106 163H107V165H106ZM154 163H155V165H154ZM156 163H161L160 165L161 166H163V164H165L166 166H165V169L163 168V167H160V165L159 164H157L156 165ZM196 163V165H194V164ZM2 164V165H1ZM15 164V165H14ZM53 164V165H52ZM80 164V165H79ZM117 164V165H116ZM118 164L120 165V166H118ZM124 164L126 165V166H124ZM140 164V165H139ZM148 164V165H147ZM169 164H171V165H169ZM178 164V165H177ZM71 165H73L74 167H72ZM88 165V166H87ZM100 165H101V167H100ZM177 165V166H176ZM191 165V166H190ZM192 165H194V167L192 166ZM71 166V167H70ZM123 166V167H122ZM127 166H129V168L130 169H127L128 167ZM136 166V167H135ZM153 166H155V167H157V168H155V170H153ZM55 167V168H54ZM62 167V168H61ZM82 169H81V168ZM120 167V168H119ZM171 167H177V169H172ZM186 167H188V168H186ZM47 168V169H46ZM65 170H64V169ZM69 168V169H68ZM73 170H72V169ZM92 168V169H91ZM102 168V169H101ZM109 168V169H108ZM132 168V169H131ZM140 168V169H139ZM142 168H144V170H146V168H149L148 170H150V172L154 175H152L148 170H146V171H144ZM151 168H152V170H151ZM162 168V169H161ZM180 168V167H179ZM191 168H193V169H191ZM195 168V169H194ZM2 169V170H1ZM46 169V170H45ZM58 169V170H57ZM59 169H61V171L59 170ZM70 169H71V171L72 172H70ZM124 169V170H123ZM127 169V170H126ZM134 169H136V170H134ZM138 169V170H137ZM156 169H159L157 172H156ZM190 169V170H189ZM79 170V171H78ZM83 170V171H82ZM129 170H131V171H129ZM132 170H134V171H132ZM142 172H141V171ZM191 170H193V171H191ZM3 171V172H2ZM122 171L124 172V171H126V172H124V173H126V174H122ZM137 171V172H136ZM140 173H139V172ZM143 171L144 172H147V173H149V176H148V174H147V176L148 177H150V179H148V177H145V173H143ZM73 172H75V173H73ZM78 172V173H77ZM88 172V173H87ZM95 172V173H94ZM109 172L111 173V174H109ZM128 172L129 173H131V174H129V175H127L128 174ZM133 172V173H132ZM138 174V175H135L136 173ZM154 172V173H153ZM192 172L194 173V174H192ZM196 172V173H195ZM3 173V174H2ZM24 173V174H23ZM44 173H46V174H44ZM51 173V174H50ZM61 173V174H60ZM74 174V176H73V174ZM86 173V174H85ZM91 173V174H90ZM94 173V174H93ZM107 173H108V175H107ZM157 173V174H156ZM177 175H176V174ZM22 174V175H21ZM72 174V175H71ZM112 174H114V175H112ZM117 174H119V175H117ZM136 176L135 178H134V176ZM142 174H145V175H143L145 178L143 179V177L141 176ZM162 174V173H161ZM176 176H175V175ZM21 177H20V176ZM71 175V176H70ZM76 175V176H75ZM91 175V176H90ZM104 177H103V176ZM111 175V176H110ZM122 175V176H121ZM130 175H132V176H130ZM150 175H152V176H150ZM3 176V177H2ZM47 176V177H46ZM51 176V177H50ZM114 176V177H113ZM117 176H121L122 178H124V179H128L127 181H125V182H123V179H122V181H118V180H121V177L119 178V177H117ZM128 176V177H127ZM137 176H139L138 178H140L139 180L141 181H139L138 179H137ZM53 177V178H52ZM74 177H75V179H74ZM77 177V178H76ZM88 177V178H87ZM101 177V178H100ZM107 177V178H106ZM109 177V178H108ZM113 177V178H112ZM127 177V178H126ZM142 177V178H141ZM156 180H154L153 178ZM188 177H190V175L188 176ZM192 177V176H191ZM189 178V179H193V178ZM21 178V179H20ZM117 178V180H115ZM131 178V179H130ZM133 178H134V181H133ZM171 177L169 176V179H170ZM176 178H177V180H176ZM49 179V180H48ZM51 179V180H50ZM53 179V180H52ZM68 179V180H67ZM77 179V180H76ZM101 179V180H100ZM102 179H104L103 181V185H102ZM137 179V180H136ZM162 179V180H161ZM195 179V178H194ZM28 180H29V182H28ZM47 180V181H46ZM130 180V181H129ZM142 180L144 181L143 183H142ZM146 180V181H145ZM147 180H148V185H147ZM151 180V183L152 182H154L155 181V184L154 183H152L153 185H155V187L157 188V185L158 184H160V186H159V189L157 188V190L155 189V187L154 186H151V183L149 182ZM159 180V181H158ZM161 180V181H160ZM171 180V179H170ZM2 181V182H1ZM8 181V182H7ZM12 181V182H11ZM78 181V182H77ZM84 181V182H83ZM92 181V182H91ZM109 181V182H108ZM114 183V185H113V183ZM137 181H139V182H136ZM158 181V182H157ZM171 181V182H172ZM46 182V183H45ZM86 182V183H85ZM96 182V183H95ZM111 182V183H110ZM123 182V183H122ZM129 182H130V185H129ZM133 184H132V183ZM134 182H135V184H136V187H135V185H134ZM146 182V183H145ZM175 182H172V183H175ZM116 183V184H115ZM119 185H118V184ZM125 183H128L127 184V186L128 187H126V184ZM144 183H145V185H144ZM51 184V185H50ZM79 184V185H78ZM110 185V187L108 186V185ZM125 186H124V185ZM132 184V185H131ZM140 184V185H139ZM157 184V185H156ZM65 187H64V186ZM101 185V186H100ZM105 185V186H104ZM117 185H118V187H117ZM138 185H139V188L140 187H142L143 186V188L142 189H145V192H143V190L142 189H140V190H142V191H140L139 190V188H137L138 187ZM142 185V186H141ZM149 185L151 186V188H148L149 187ZM33 186V187H32ZM61 186V187H60ZM70 186V187H69ZM88 186V187H87ZM96 186V187H95ZM102 186H104V187H102ZM114 186V187H113ZM116 186V187H115ZM120 186H123L122 188H121V190L119 189L120 188ZM132 186V187H131ZM145 186H147V188L145 187ZM162 186V187H161ZM56 187V188H55ZM125 187V188H124ZM130 187L132 188L131 189V191H130ZM153 187H154V189H153ZM160 187H161V190H160ZM8 188V189H7ZM49 188H51V189H49ZM97 188V189H96ZM106 188V189H105ZM108 188V189H107ZM114 188L116 189L115 191H114ZM129 188V189H128ZM134 188H135V192H133L134 191ZM137 188V189H136ZM49 189V190H48ZM58 189H60V190H58ZM101 189V190H100ZM119 189V190H118ZM125 189V190H124ZM151 189H153V190H151ZM197 190H195L194 191V195H196V196H199L200 198L202 197H204V199L203 200H201V199H199V200H201V201H203V202H205V205H203L204 203L203 202H200L199 203V200H198V198L199 197H193V195H192V197H191V201H196L197 202V206L199 207L200 205H203V206H200L199 207V209H198V207H197V209L196 208H194L193 206L194 205H192V208H191V212L195 215V216H193L194 218L196 217V215L198 216V215H200V217L199 218H201L202 217V220H201V225H202V227L203 228H205V226L206 227H208V224L210 225V222H211V217H208V220H210V221H208L207 220V225H206V221L204 222L203 220L205 219L206 220V217L207 216H209V215H207V214H209L208 212H207V214H206V212H204V210L206 211V206H207V203H206V200H205V196H201V194H203L204 195V192H203V187L201 188V187H199V189H198V187L196 188ZM201 189H203V190H201ZM52 190V191H51ZM61 190H63L62 192H61ZM105 190V191H104ZM108 190V191H107ZM110 190L112 191H114L113 193H111L110 192ZM129 190V191H128ZM136 190H138V191H140V193L141 192H143V194L141 193V194H137L136 192H138V191H136ZM153 191V192H151V191ZM160 190V191H159ZM166 190V191H165ZM199 190V191H198ZM202 191V193H201V191ZM41 191H42V193H41ZM57 191V192H56ZM66 191H68V192H66ZM72 191V192H71ZM81 191V192H80ZM86 191H88V192H86ZM99 191V192H98ZM103 191H104V194H103ZM116 191H118L119 193H117ZM126 191V192H125ZM129 193H133L132 195L131 194H129ZM159 191V192H158ZM45 192V193H44ZM75 192V193H74ZM116 192V193H115ZM120 192H122V193H124L123 195L124 196H126V199H125V197H123V195H121L120 194ZM155 192H157V195H154V193ZM163 192H164V194H163ZM198 192V193H197ZM62 193V194H61ZM107 193V194H106ZM115 193V194H114ZM126 193H128V194H126ZM134 193H136V194H134ZM139 193V192H138ZM159 193V194H158ZM196 193V194H195ZM109 194V195H108ZM114 194V195H113ZM116 194H119L120 195V197H119V195H117L116 196ZM126 194V195H125ZM146 194H148V195H146ZM156 194V193H155ZM162 194H163V196H164V198H162V200H159V199H161V198H159V196L160 197H163L162 196ZM168 194V195H167ZM171 194V195H170ZM198 194V195H197ZM6 195V196H5ZM44 195V196H43ZM50 195V196H49ZM63 195V196H62ZM104 195V196H103ZM131 197H130V196ZM135 195H136V198H135ZM140 195H142V196H144V197H146V198H142V196H140ZM153 195V196H152ZM87 196H88V198L89 199H87ZM92 196V197H91ZM102 196V197H101ZM113 196H115V197H113ZM154 196H156V198L154 197ZM169 196H172V197H169ZM27 197V198H26ZM43 197V198H42ZM50 197V198H49ZM59 197V198H58ZM75 197V198H74ZM104 197H105V199H104ZM110 197V198H109ZM119 197V202L121 201V198H122V205H120L121 204V202L120 203H118V201H116L117 200V198ZM129 197V198H128ZM133 197V198H132ZM139 198V204L141 205H139V209H141L142 207V209H141V211L145 208V209H148V211L149 212H151L153 215H151V213H149V212H145V213H143L144 211H139V209L138 208H136L137 206L136 205H138V202H137V204H135L134 202H136L135 200H137L138 201V198ZM156 199V202L154 201V203H153V200H155L154 198ZM169 197V198H168ZM2 198V199H1ZM4 198V199H3ZM54 198V199H53ZM69 198V199H68ZM109 198V199H108ZM127 198H128V201H127ZM131 198V199H130ZM152 198H153V200H152ZM172 198H174V199H172ZM194 198H197L196 200L194 199ZM76 199V200H75ZM111 199L114 201V199H115V201L114 202H112L111 201ZM134 199V200H133ZM140 199H143V200H145V201H143V200H141V201H143V202H145L144 203V205H143V202H142V204H141V201H140ZM146 199H147V201L149 202V204H148V202L146 201ZM193 199V200H192ZM60 200V201H59ZM87 200V201H86ZM106 200V201H105ZM123 200H125L124 202H123ZM29 201V202H28ZM108 201V202H107ZM130 201H132L131 203H130ZM134 201V202H133ZM161 201V202H160ZM164 201H168V202H165L164 203ZM87 202V203H86ZM105 202V203H104ZM127 202V203H126ZM163 202V203H162ZM170 202H172V203H170ZM42 203H43V205H42ZM82 203V204H81ZM99 203H100V205H99ZM106 203H107V205H108V207H107V205H106ZM109 203V204H108ZM126 203V204H125ZM130 203V204H129ZM156 203H158V204H156ZM170 203V205H172V206H170V205H168ZM69 204V205H68ZM78 204H80V205H78ZM104 205V207H103V209H105V210H102V206ZM114 204V205H113ZM118 205L119 204V206H116V207H114L115 205ZM145 204H147V205H145ZM161 204L163 205V206H161ZM175 204V205H174ZM9 205V206H8ZM20 205V206H19ZM109 205H112L111 207L109 206ZM149 205V206H148ZM151 205V206H150ZM159 205H160V207H159ZM41 206V207H40ZM81 206H82V208H81ZM99 206H101V209H100V207ZM105 206L107 207V208H105ZM123 206H124V208H123ZM145 206H148V208L147 207H145ZM169 206H170V208H169ZM33 207V208H32ZM46 207V208H45ZM78 207H80L79 209H80V211H79V209H77ZM164 207H168V210L170 209V210H172L173 212H171V211H168L167 212V214H166V212L164 211V210H166V208H164ZM172 207H175V208H172ZM196 207V206H195ZM201 207H202V209H201ZM8 208V209H7ZM53 208V209H52ZM110 208V209H109ZM114 208V209H113ZM157 208V209H156ZM162 208H164V209H162ZM194 208V209H193ZM14 209V210H13ZM63 209V210H62ZM113 209V210H112ZM118 209H120V210H118ZM128 211H127V210ZM132 209V210H131ZM137 209H138V211H137ZM144 209V210H145ZM151 209H152V211H151ZM176 209H177V211H176ZM193 209V210H192ZM9 210V211H8ZM108 210H111V211H108ZM126 210V211H125ZM131 210V211H130ZM174 210L176 211V213L174 212ZM203 210V211H202ZM3 211V212H2ZM83 211V212H82ZM99 211V212H98ZM100 211H105V212H100ZM109 213H108V212ZM118 211V212H117ZM120 211V212H119ZM124 211L125 212H127L128 213V215H129V213H130V215L129 216H131V218L127 215V213L125 214L124 213ZM146 211V210H145ZM167 211V210H166ZM46 212V213H45ZM98 212V213H97ZM108 214H110V215H112V216H110V215H108ZM114 212V213H113ZM169 212L171 213V214H169ZM198 212V213H197ZM199 212H200V214H199ZM136 213H140L139 215H138V217H137V215H136ZM142 213V214H141ZM174 213V215L176 214L178 217L177 218H174L173 217V214ZM191 213V214H192ZM46 214V215H45ZM70 214V215H69ZM99 214V215H98ZM103 214H105L104 215V217H103ZM124 214V215H123ZM133 214V215H132ZM147 214V215H146ZM150 214V215H149ZM159 214V215H158ZM201 214H202V216H201ZM74 215V216H73ZM92 215V216H91ZM102 215V216H101ZM121 215V216H120ZM123 215V216H122ZM127 215V216H126ZM168 215V216H167ZM170 215V216H169ZM172 215V216H171ZM176 215H175V217H176ZM207 215V216H206ZM95 216L97 217L96 219H95ZM100 216V217H99ZM106 216H109V217H106ZM134 216V218H132ZM142 216V217H141ZM8 217V218H7ZM72 217V218H71ZM86 217H89V218H86ZM92 217L94 218V219H92ZM110 217H112V218H110ZM117 217H119V218H116ZM125 219H124V218ZM143 219V220H141V218ZM149 217H151V218H149ZM170 217V218H169ZM173 217V221L175 222V224H174V222H172V218ZM105 218L107 219L106 221V223L104 222V220H105ZM108 218H109V220H108ZM122 218V219H121ZM128 218H130L131 219V221L128 219ZM155 218V219H154ZM179 218V219H178ZM204 218V219H203ZM16 219V220H15ZM103 219V220H102ZM124 219V220H123ZM133 219V220H132ZM171 219V220H170ZM5 220H7V221H5ZM14 220V221H13ZM86 220H88V221H86ZM93 220H96V221H93ZM99 220H100V222H99ZM110 220H111V222H110ZM121 220V221H120ZM144 220H145V222H144ZM152 222L153 220V222L152 223H150V221ZM6 223H5V222ZM83 221V222H82ZM93 221V222H92ZM113 221H116V222H113ZM124 221H125V223H124ZM127 221H129V222H127ZM141 221V222H140ZM169 221L171 222V225H173V226H175L176 225V228L178 229H176L175 230V227H173V226H169L170 225V223H169ZM178 221V222H179ZM98 224H97V223ZM108 222H110L109 224H108ZM120 222V223H119ZM132 224H131V223ZM133 222L134 223H136V224H133ZM140 222V223H139ZM155 222V223H154ZM158 222V223H157ZM89 223H94L93 225L92 224H89ZM103 224V227H102V224ZM114 224V226H115V228H114V226H113V224ZM117 223H119V224H117ZM124 223V224H123ZM129 223L131 224V225H129ZM137 223H138V225H137ZM144 223V224H143ZM149 225H148V224ZM154 223V224H153ZM3 224H4V226H3ZM17 224V225H16ZM45 224V225H44ZM86 225V227H85V225ZM101 226H100V225ZM108 224V225H107ZM110 224H111V226H110ZM122 226H121V225ZM141 224V225H140ZM145 224H146V226H145ZM157 224V225H156ZM158 224H159V226H158ZM5 225H7V226H5ZM94 227L95 225H97L96 227H95V229L92 227V226ZM108 227V228H111V230L110 229H108V228H106V226ZM134 225H137V228H136V226H134ZM151 225H153L154 227V232H153V228L151 227ZM164 225V226H163ZM205 225V226H204ZM13 226V227H12ZM77 226V227H76ZM89 226H90V229H93V231L92 230H90V229H88L89 228ZM98 226H99V228H98ZM131 226V227H130ZM164 228H163V227ZM7 227V228H6ZM17 227V228H16ZM82 227V228H81ZM84 227V228H83ZM121 227V228H120ZM123 227V228H122ZM136 229H135V228ZM138 227H140L142 230H144V232L147 234V232H148V230L150 231V232H148V233H150V236H149V234H140V233H138V232H140V230L138 229ZM146 227H150L149 229L148 228H146ZM170 227V228H169ZM5 228V229H4ZM96 228H98V229H96ZM101 228V229H100ZM115 230H114V229ZM132 228H134V230L132 229ZM144 228V229H143ZM152 228V229H151ZM10 229V230H9ZM16 229V230H15ZM109 230V231H111V233H112V231L114 232V233H117L119 236L121 235V234H119V232L120 233H124V234H122L123 235V237H122V235L120 236V237H117L118 235H115L114 233H112V234H114V235H112L109 231H106V230ZM113 229V230H112ZM128 229V230H127ZM129 229L131 230H133V232H134V234L137 236H134V234H132V232L131 231H129ZM138 229V230H137ZM206 229H208V232L210 231V233L212 232V229H211V227L209 226V228H205V231L207 232V230ZM255 229V228H254ZM18 230V231H17ZM49 230V231H48ZM96 230H97V232H98V230L100 231V233H101V231H104V232H102V233H104L103 234V236L99 233H97L96 232ZM136 230H137V232H136ZM141 230V233H143V231ZM163 230V231H162ZM175 231V233H177V234H175L174 233V231ZM16 231V232H15ZM25 231V232H24ZM92 231V232H91ZM95 231V233L94 234H97V235H101L100 236V238H99V236H97V238H96V235H93V234H91V233H93ZM117 231V232H116ZM122 231V232H121ZM125 231V232H124ZM127 231H129L128 233H127ZM151 231L153 232V233H151ZM160 231V232H159ZM256 231V230H255ZM255 231H254V233H255ZM11 232V233H10ZM87 232H89V233H87ZM91 232V233H90ZM168 232H170V233H168ZM171 232L173 233V235H171ZM7 233V234H6ZM18 233V234H17ZM68 233H70V234H68ZM107 233H109V235L107 234ZM126 233V234H125ZM157 233V234H156ZM161 233V234H160ZM167 233H168V235H167ZM26 234V235H25ZM107 235V236H104V235ZM128 234V236H126ZM132 234V236L135 238H133L132 236H130ZM138 234H140L139 236H138ZM163 234V235H162ZM52 235V236H51ZM93 235V236H92ZM111 235V236H110ZM146 235V236H145ZM152 235V236H151ZM154 235H157V237H158V241H159V243H160V246H159V244H158V242H157V240L155 239V238H157L156 236H154ZM167 236V239H166V236ZM175 235V236H174ZM255 235V234H254ZM11 236V237H10ZM109 236V237H108ZM114 236V237H113ZM132 237V239L131 238H128V237ZM147 236H149V239H151L150 237H153L151 240H149L148 238H146L145 240H143V238H145V237H147ZM170 236L172 237V239L170 238ZM17 237H19V238H17ZM94 237V240L96 241V243H95V241L92 239ZM126 237H127V239H129V240H127L126 239ZM173 237H175V238H177V239H180V240H175V238H173ZM180 237V238H179ZM255 237V236H254ZM254 237H252L251 239H252V241L253 240H255V239H253ZM4 238V239H3ZM114 238H116V239H114ZM119 238V239H118ZM138 238V240H136ZM164 238V239H163ZM169 238V239H168ZM3 239V240H2ZM11 239V240H10ZM27 239V240H26ZM82 239V240H81ZM99 239H101L100 241H98ZM113 239V241L115 240V242H112L111 240ZM141 239V240H140ZM172 240V242H171V240ZM102 240H104L103 242H102ZM116 240H118V241H116ZM145 242H147V245H149V246H147L146 245V242L145 243H143V241ZM167 240V241H166ZM170 242H169V241ZM174 240H175V242H177V243H179V245L178 244H176L175 242H174ZM89 241V242H88ZM139 241H142V244H141V242L139 243ZM162 241V242H161ZM180 241H183L182 243L180 242ZM184 241L186 242L185 244H183L184 243ZM251 241V242H252ZM84 244H83V243ZM97 242H100L101 243V245L102 244H104V245H102L103 247H104V250H103V247L102 246H100V243H97ZM117 242V243H116ZM120 242V243H119ZM121 242H125L124 244L123 243H121ZM154 244H156L157 243V245H158V247H159V250L156 248V245L154 244H152V243ZM173 242H174V245H173ZM116 243V244H115ZM119 243V245H117ZM134 245H133V244ZM140 245H139V244ZM168 245H167V244ZM15 244V245H14ZM21 244V246H19ZM48 244V245H47ZM89 244V245H88ZM92 244V245H91ZM97 245V244H99V245H97V246H95V245ZM114 246H113V245ZM126 244V245H125ZM162 244V245H161ZM170 244L172 245V246H174L175 248H176V246L178 247L177 249H175V250H173L174 248H172V246H171V249L170 248H167V247H169L170 246ZM181 244V245H180ZM121 245V246H120ZM145 245H146V247H145ZM153 245V246H152ZM165 245V246H164ZM176 245V246H175ZM184 245V246H183ZM253 245H255V241H253V243H252V245H251V249L253 250V249H255V246H257V244L255 245V246H253ZM36 246V247H35ZM84 246V247H83ZM112 246L113 247H115V249L114 248H112ZM118 246H120V247H118ZM131 248H130V247ZM153 248H152V247ZM162 246V247H161ZM186 246V247H185ZM2 247H3V249H2ZM108 247H109V249L111 250V251H108L109 249H108ZM142 247V248H141ZM148 247H150V249H151V251L149 250V248ZM11 248V249H10ZM96 248H98V249H96ZM106 248V249H105ZM116 248L118 249V248H120L119 250H120V252H119V250H116ZM133 248H134V250H133ZM155 248V250H154V252H153V249ZM161 248H162V250H161ZM182 248H184L183 250H182ZM186 248V249H185ZM257 248V247H256ZM65 249V250H64ZM123 249V250H122ZM130 249V250H129ZM166 249V250H165ZM191 249H192V251H191ZM257 249H259V248H257ZM11 250V251H10ZM20 250V251H19ZM95 250V251H94ZM104 252H103V251ZM112 250H114L115 251V253H113L112 254ZM132 250V251H131ZM138 250V251H137ZM144 250V251H143ZM171 250V251H170ZM249 250V249H248ZM14 251V252H13ZM119 253H121L122 252V257H121V254H118V252ZM125 251V252H124ZM131 251V252H130ZM156 251V252H155ZM157 251H158V254H157ZM161 251H163V252H161ZM167 251V252H166ZM173 251H175L174 253H171V252H173ZM182 251V252H181ZM255 251L256 252H258V250H256L255 249ZM260 251V250H259ZM101 252H103L105 255L107 254V256H105L103 253H101ZM107 252V253H106ZM108 252H110V253H108ZM117 252V253H116ZM141 254H140V253ZM144 254H143V253ZM152 254H151V253ZM160 252V253H159ZM181 252V254H179ZM134 255H133V254ZM146 253V254H145ZM155 255H154V254ZM169 253V254H168ZM184 253V254H185ZM196 253V252H195ZM194 253V256H195V258L197 257V253L195 254ZM259 253V252H258ZM3 254H4V256H3ZM131 254V255H130ZM138 254H139V256H138ZM149 254V255H148ZM161 254V255H160ZM166 254V255H165ZM173 254H175L177 257L175 258V255H173ZM179 254V255H178ZM21 255V256H20ZM93 255H95V257L93 256ZM103 255H104V257H103ZM109 255H110V257H109ZM111 255H113L112 257H111ZM116 255V257L120 260L121 259V261H119L116 257H114ZM121 257H119V256ZM153 255V256H152ZM156 255H160V256H156ZM163 255V256H162ZM169 255V256H168ZM171 255H172V257H171ZM180 255H181V257H180ZM134 256V257H133ZM138 256V257H137ZM147 256V257H146ZM156 256V257H155ZM166 256V257H165ZM174 256V257H173ZM94 257V258H93ZM101 257V258H100ZM103 257V258H102ZM107 257V263H106V260H105V258ZM114 257V258H113ZM153 257V258H152ZM158 257L160 258V259H158ZM162 257H164V258H162ZM170 257V258H169ZM96 258V259H95ZM109 258V259H108ZM126 258V259H125ZM137 258V259H136ZM140 258V259H139ZM143 258H145V259H143ZM150 258V259H149ZM169 258V259H168ZM8 259V260H7ZM93 259V260H92ZM115 259H117V260H115ZM4 260V261H3ZM80 260V261H79ZM138 260V261H137ZM140 260V261H139ZM152 260V261H151ZM176 260H177V262H176ZM96 261V262H95ZM111 261V262H110ZM144 261V262H143ZM157 261V262H156ZM169 261H170V263H169ZM136 262V263H135ZM140 262V263H139ZM183 262V263H182ZM116 263V262H115ZM179 263V264H180Z\"/></svg>",
    "mask_w": 264,
    "mask_h": 264
}]
</instances>
